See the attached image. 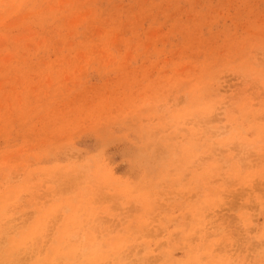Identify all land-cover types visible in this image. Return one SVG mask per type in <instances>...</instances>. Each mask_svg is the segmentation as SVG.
<instances>
[{
  "label": "rangeland",
  "instance_id": "obj_1",
  "mask_svg": "<svg viewBox=\"0 0 264 264\" xmlns=\"http://www.w3.org/2000/svg\"><path fill=\"white\" fill-rule=\"evenodd\" d=\"M0 264H264V0H0Z\"/></svg>",
  "mask_w": 264,
  "mask_h": 264
}]
</instances>
